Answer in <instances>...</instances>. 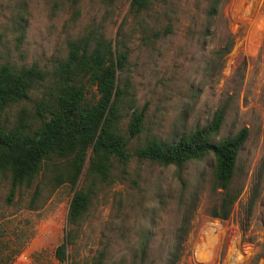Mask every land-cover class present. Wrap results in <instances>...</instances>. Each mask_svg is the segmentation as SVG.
Here are the masks:
<instances>
[{
  "label": "rangeland",
  "instance_id": "obj_1",
  "mask_svg": "<svg viewBox=\"0 0 264 264\" xmlns=\"http://www.w3.org/2000/svg\"><path fill=\"white\" fill-rule=\"evenodd\" d=\"M128 1L0 0V64L50 72L66 41L85 35L124 52L118 130L130 154L150 137L172 142L223 108L212 140L247 129L229 214L210 213L221 197L211 187L210 154L180 166L131 156L112 166L109 182L95 180L80 223L66 225L73 191L90 183L88 150L74 186H53L48 167L10 194L9 174L0 172V264H264V0H219L209 16L211 0H151L137 17ZM49 81L1 111L0 123L9 128L22 115L35 127L32 112ZM96 98L86 85L85 99ZM142 106V130L128 138L129 114ZM66 229L71 241L58 261Z\"/></svg>",
  "mask_w": 264,
  "mask_h": 264
},
{
  "label": "trees",
  "instance_id": "obj_2",
  "mask_svg": "<svg viewBox=\"0 0 264 264\" xmlns=\"http://www.w3.org/2000/svg\"><path fill=\"white\" fill-rule=\"evenodd\" d=\"M218 3L219 0H211L208 16L215 12ZM150 4L151 0H129L128 13L140 16ZM163 31V34L169 33L170 25ZM66 49L65 58L50 72L36 64L18 69L7 63L0 64V112L26 99L30 90L50 78L44 91L46 97L35 104L32 112V118L38 120L35 127L22 115L9 128L0 123V172L9 174L10 194L15 187L30 184L48 167L53 186L64 182L74 186L89 150L85 177L90 183L73 191L66 212V225L74 227L89 206L90 186L95 180L109 182L114 164L125 166L134 156L138 161L180 166L210 154L213 159L211 187L221 191L219 203L210 213L212 217L225 219L238 195V190L233 191L230 184L238 152L247 137L246 127L212 140L223 119L224 110L218 108L205 125L182 133L169 143L147 138L130 154L126 149L127 138L118 130L119 104L125 87L119 86L116 71L122 69L125 53L118 51L113 55L108 42L90 35L66 41ZM88 84L94 85L97 93L93 101L85 99ZM144 111L142 106L130 112L125 127L128 138L141 132ZM70 232L65 230L62 241L54 249L58 261L66 258Z\"/></svg>",
  "mask_w": 264,
  "mask_h": 264
}]
</instances>
